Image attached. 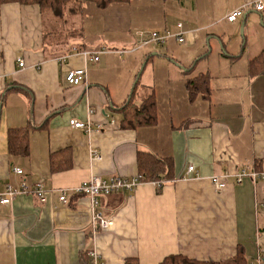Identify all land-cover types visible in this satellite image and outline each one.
I'll list each match as a JSON object with an SVG mask.
<instances>
[{"label": "crops", "instance_id": "0c3cea01", "mask_svg": "<svg viewBox=\"0 0 264 264\" xmlns=\"http://www.w3.org/2000/svg\"><path fill=\"white\" fill-rule=\"evenodd\" d=\"M157 1L128 0L99 10L73 0L69 19L55 28L46 27L35 5L0 6V195L8 185L41 182L46 197L43 204L32 193L0 203V264H94L92 251L97 264H124L126 258L158 264L168 255L220 262L237 246L248 264H264V179L238 177L243 170L264 173V75L248 73V62L264 49L256 37V21L264 28V0L261 11L253 6L259 0H192L194 20L182 26L190 46L186 64L156 51L158 44L142 45L147 35L160 33L149 30L153 16L160 18ZM243 5L240 17L225 20ZM142 46L152 53L135 54ZM153 58L171 60L186 75L202 65L195 76L209 77L206 97H188L185 80L195 76L180 77L172 91L165 65L167 112L161 119L151 71L145 75ZM79 69L84 82L68 85L66 75ZM136 83L135 103L153 89L156 122L123 129L120 108ZM73 120L88 122L91 130L72 128ZM28 124V154L8 155L7 130ZM137 151L171 158V177L159 188L146 182L133 193L100 197L110 226L92 231L89 199L74 189L92 176L137 175ZM51 154L63 169L51 172ZM188 166L196 175L187 177ZM214 176L223 179V189L211 182ZM62 191L67 205L58 202Z\"/></svg>", "mask_w": 264, "mask_h": 264}, {"label": "trees", "instance_id": "16d2710c", "mask_svg": "<svg viewBox=\"0 0 264 264\" xmlns=\"http://www.w3.org/2000/svg\"><path fill=\"white\" fill-rule=\"evenodd\" d=\"M73 0H0V6L15 3L22 6L35 5L39 8L42 20L48 28H55L58 23L64 24L69 19V3ZM94 4L99 9H105L112 3H123L128 0H80ZM248 73L250 76L264 75V49L248 62ZM185 90L192 100L200 95L206 97L209 92V77L206 74H198L193 78L185 80ZM137 83L134 86L130 98L121 106L120 127L133 129L139 126H151L156 122V106L152 92L145 91L142 99L135 103L137 95ZM31 126L28 124L22 128H12L6 132L7 153L10 156H26L28 154L29 133ZM56 154L50 155V170L56 172L63 169L57 167L54 158ZM136 166L138 174L143 176L145 181H155L159 185L165 184V180L171 177V158H160L156 155L144 152H136ZM124 264H139L135 258H126ZM158 264H248L244 251L237 246L234 256L226 261L207 262L190 259L181 255H168Z\"/></svg>", "mask_w": 264, "mask_h": 264}, {"label": "built area", "instance_id": "2783aa9c", "mask_svg": "<svg viewBox=\"0 0 264 264\" xmlns=\"http://www.w3.org/2000/svg\"><path fill=\"white\" fill-rule=\"evenodd\" d=\"M248 5H243L237 9H234L230 11L226 16L225 20L228 22H234L238 17L242 15L244 10L246 9ZM255 10L261 11L263 9L262 2L255 1L253 4ZM178 29V33L172 34L168 31H165L163 35L157 32H152L149 35L146 36L145 40H143L142 45L146 44H158L162 45L166 40L173 37L175 40L180 44L184 43L183 37L186 36V32L182 31V25L177 24L176 25ZM83 55H90L88 52H83ZM93 61H97V55H95L93 58ZM18 66L23 67V63L21 59L17 60ZM85 80V70L79 69L70 71L66 77L65 82L68 85H79L83 83ZM70 126L74 129H80L85 132H89L91 130L89 123H82L79 121H70ZM13 172L17 175H21L22 171L20 169L14 168ZM186 174L187 177H190L192 175H196L194 171L193 166H188L186 168ZM239 178L242 177H250L252 180L256 179H264V173H257V172H246L243 170L238 175ZM152 183L153 185L157 186L159 185L158 182L155 181H145L143 176L137 174L133 177L126 178V177H120V176H114L111 177L108 180H103L97 176H92L89 178V180L84 181L81 183L76 189H74L73 193L85 195L89 199V214H90V226L92 228V231L96 232L98 230H106L110 226V219L106 218L103 213L99 209V201L100 197L102 196H109L111 194L115 193H133L137 187L142 183ZM211 182L214 184L216 189L221 190L225 186V182L222 178L219 177H212ZM26 193H32L35 195V197L38 199L40 204H43L46 202L45 197V190L43 189V185L41 182L34 183L30 186L26 185L25 183H21L19 187H12L8 185L5 188V191L0 195V203L2 205H9L12 201V199L19 194H26ZM58 202L62 205L68 204V199L66 196V192L62 191L59 193L58 196ZM89 256L93 258L94 264H97V255L95 252H90Z\"/></svg>", "mask_w": 264, "mask_h": 264}, {"label": "rangeland", "instance_id": "374dc122", "mask_svg": "<svg viewBox=\"0 0 264 264\" xmlns=\"http://www.w3.org/2000/svg\"><path fill=\"white\" fill-rule=\"evenodd\" d=\"M151 1H155V0H151ZM155 8H153L154 10L158 9V11L155 12H159L160 18H155L153 16L152 21H150V26L151 28H149V30L154 29V30H159L160 34L163 35L165 33L164 31V26H167L168 31L172 34H176L179 31L175 32V26L177 24H181L184 28H186V21L187 18H191V16L195 17V15H192V7H193V2L192 0H158L156 3H154ZM215 6H213V9ZM188 8V11H187ZM129 11L135 12V7L134 6H130ZM128 11V12H129ZM216 11V9H215ZM195 13V12H194ZM143 17H145V15H143ZM254 17V16H253ZM192 20H194L193 18H191ZM204 18H202L203 20ZM165 20V21H164ZM257 26V33H256V37L257 39L261 38L260 40H264V28H260L262 26H260V24L256 21ZM163 24V25H162ZM194 24V23H193ZM197 23H195V26ZM256 31V30H254ZM175 32V33H174ZM241 34V31H240ZM183 39L185 40L184 43H180L178 44L176 42V40L174 38H169L168 40H166L162 45L155 47V49H157L156 51L161 52V53H165L166 56L168 58H173V59H179V62H184V64H186L188 61H186V51L187 49H190V46L186 45V36L183 37ZM204 39V37H203ZM256 39V40H257ZM252 39H249L248 43L250 45V49L251 47L254 45V43L252 42ZM153 48H151L150 46H142V47H136L135 50H133L135 52V54L137 53L138 55L142 54V53H152L149 51H153ZM247 52V49L246 51ZM182 54V58H178L180 55ZM126 59H130L132 56H124ZM184 58V59H183ZM154 59V58H153ZM210 58H206V59H202V61L200 62L205 63L206 61H208ZM168 66L171 70V75H169L168 80H170L172 82V91H173V87H175V85L178 84V82H181L180 77L182 80H185V77H191V76H195L199 71H202V65L196 67L192 72H190L188 75L186 74H181V70L179 69V66L175 63H173L171 60H160V59H154L153 61H151L150 63L147 64L146 66V74L148 73V71H151V75L149 76V80H150V84H153V88H154V93H155V100L157 101V107H158V112L157 114L160 115V118H166V108H167V97H165L166 95L164 94L167 86V81L164 80L162 81V79H166V75L164 72V66ZM218 68V66H217ZM216 68H211V73L215 74L218 73V71H215ZM152 71L154 72V74L152 75ZM145 75L143 76L142 80L144 79ZM141 80V81H142ZM154 80V81H153ZM152 82V83H151ZM151 91H153V89H150L147 91V93H150ZM176 94L178 95V88L175 89Z\"/></svg>", "mask_w": 264, "mask_h": 264}, {"label": "water", "instance_id": "95a60500", "mask_svg": "<svg viewBox=\"0 0 264 264\" xmlns=\"http://www.w3.org/2000/svg\"><path fill=\"white\" fill-rule=\"evenodd\" d=\"M139 74H140V73H139ZM139 74L137 75V78L139 77ZM134 86H135V84H133V85H132V87H131V91H130L129 98H130V96H131V92H132V90H133ZM129 98H128V99H129Z\"/></svg>", "mask_w": 264, "mask_h": 264}]
</instances>
